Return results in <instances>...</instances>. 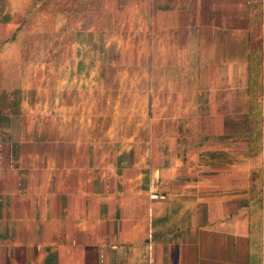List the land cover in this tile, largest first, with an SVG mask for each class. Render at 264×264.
<instances>
[{"label":"crops","instance_id":"0c3cea01","mask_svg":"<svg viewBox=\"0 0 264 264\" xmlns=\"http://www.w3.org/2000/svg\"><path fill=\"white\" fill-rule=\"evenodd\" d=\"M150 1L146 69L132 90L105 75L118 81L105 91V142L119 148L111 162L93 165L71 150L80 144L72 137L34 136L18 155L15 142L0 143V264H264V134L254 151L251 123L261 113L258 49L247 30L256 14L245 6L253 0ZM262 43L264 53V33ZM123 97L127 124L118 122ZM243 131L251 135L240 140Z\"/></svg>","mask_w":264,"mask_h":264},{"label":"rangeland","instance_id":"374dc122","mask_svg":"<svg viewBox=\"0 0 264 264\" xmlns=\"http://www.w3.org/2000/svg\"><path fill=\"white\" fill-rule=\"evenodd\" d=\"M245 6L256 14L255 18L249 14L247 27L252 47L258 49L253 104L261 113H255L251 121L256 151L261 149L264 134L260 79L264 4L263 0H253ZM151 9L155 6L150 0H0V143L15 142L9 149L18 155L20 143L34 136L41 140L72 137L80 144L69 149L79 156L92 155L93 165L103 157L111 162V154L119 148L105 142L112 135L105 128L113 118L108 117L107 108L112 113L113 106L105 91L118 89V81L106 83L105 75L120 74V89H133L131 80L146 69L142 65L149 62L151 38H155L150 34L154 21ZM118 45L125 48L122 60L117 55ZM242 89L239 85V106ZM129 100L122 98L121 124L132 118L131 105H124L131 103ZM244 120L239 124L244 126ZM247 135L251 132H239L238 138ZM37 149L44 151L43 146L28 147L30 153H39ZM48 149L47 154L53 155V148Z\"/></svg>","mask_w":264,"mask_h":264}]
</instances>
